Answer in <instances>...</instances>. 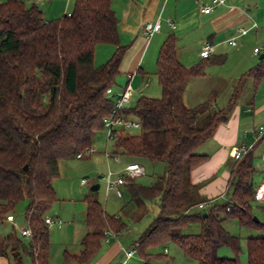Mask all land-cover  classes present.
<instances>
[{"label":"trees","instance_id":"16d2710c","mask_svg":"<svg viewBox=\"0 0 264 264\" xmlns=\"http://www.w3.org/2000/svg\"><path fill=\"white\" fill-rule=\"evenodd\" d=\"M117 26L112 0H75L70 15L50 21L36 5L0 1V221L12 216L15 205L26 199L24 225L31 231L27 240L10 233L2 241L16 264H22V254L29 257L28 264H48L49 228L44 219L58 200L53 181L59 164L92 147L113 106L106 90L115 85L129 48L119 43ZM98 44H111L114 50L105 62L95 65ZM177 51L176 38L170 34L156 57L160 96L142 95L127 106L124 112L139 121V132L120 129L112 139L110 154L160 161L165 166L150 185L136 183L135 178L125 184L137 205L158 199L157 213L133 242L134 250L143 264H150L153 251L169 243L196 264H241V237L227 231L222 221L232 218L241 227L264 232V220L254 221L252 210L257 186L253 158L262 140L256 139L241 158L230 161L224 202L198 194L190 172L207 159L199 148L227 121L239 94L234 87L221 107L215 104V92L186 106V84L203 77L208 66L223 64L226 57L211 54L185 66ZM263 76L264 59L239 80L250 77L256 86ZM83 200L88 230L78 254L63 252L65 263L90 262L104 232L117 234L126 226L105 211L97 191L89 188ZM202 202L204 208L190 211ZM195 222L200 224L199 233L181 231ZM222 247L232 255L220 256ZM245 252L246 264H264V235L245 237Z\"/></svg>","mask_w":264,"mask_h":264},{"label":"crops","instance_id":"0c3cea01","mask_svg":"<svg viewBox=\"0 0 264 264\" xmlns=\"http://www.w3.org/2000/svg\"><path fill=\"white\" fill-rule=\"evenodd\" d=\"M23 1L27 6L36 5L43 12L45 19L50 21L71 13L75 0ZM209 1L210 0H112V9L118 18L117 29L119 41L123 43L125 39L130 38V47L127 51L126 59L124 57L123 66L120 68L121 71H125L126 78L127 74L131 75L130 79H127L126 85L132 84L133 80L136 79V76L140 73L141 81H145L140 60L150 43V39L147 40L144 37L143 24L146 20L151 21L152 19H156V17L160 19L162 23V17L165 11V9H162L164 2H166L164 3L165 7L169 5V3L173 5L172 11L174 14L175 28L171 29L174 30L173 35L176 38V45L188 38V31L193 28L195 22H198L195 31L198 33L200 49L203 43L207 41L213 46L211 54H222V48L226 44H230L232 47L236 46L237 48V43L235 45L230 43L232 38L235 39V41L237 39H241L243 42L251 41L253 44L252 48L264 46V0H227L224 5L217 6L210 13L204 14L200 11V7L207 4ZM184 4L190 5L189 11L186 10ZM163 23L167 25L165 20ZM253 24H255L256 27H254ZM160 28L155 33H159ZM239 28L247 29V33L245 35H238ZM200 49L195 53V56L187 55L186 52H179L178 50V59L185 66H189V62L202 58L199 56ZM243 50L244 47H240L238 51H232V55L229 59L232 62L240 63L241 75L249 68L256 65L258 62L255 61V56H259L264 52L263 50L255 54L252 51L246 56L243 54ZM228 57L229 55L227 56V60ZM258 60H260L259 57ZM235 77L237 78V75H235L234 78ZM250 79L252 80V92L250 97L246 101H240V99H238L227 121L220 123L215 129L212 138L199 148L202 154L207 155V159L191 170L190 180L195 185L198 194L204 198L211 199L223 196L229 175L228 166L233 159L230 155L231 149L242 143L252 144L256 140L253 130L259 125L264 124V76L259 80L256 86H254L253 79ZM146 84H148V80H146ZM186 87H188V83ZM112 91L113 93H117L113 89ZM183 101L186 104L184 97ZM127 106L129 107L130 103H128ZM123 157L128 160V162L139 163L132 157ZM263 178L264 176H256L255 180L257 181V185ZM258 203L264 204L261 202ZM262 211H264V209ZM48 217L52 218L50 214H48ZM116 217L121 221L118 215H116ZM84 218L85 209L83 213L84 228L83 224H81L78 219H73L71 223L68 222L65 227L62 226L61 221L50 224H58L62 226V230L65 228H67V230L70 229L71 236L70 240L64 239L56 244V246H51L49 236L48 264H84L76 262L65 263L62 259L64 251L69 254H78L82 249L80 240L88 230ZM57 219L58 218H55V220ZM77 220L79 223H76ZM79 235L80 237L78 239L77 237ZM5 237L0 240L2 247L0 250V264H11L10 261L15 263L9 251L10 247L2 244ZM25 239L27 240V238ZM128 239L129 230L127 224L125 228L117 234L107 232L101 241L99 251L91 261L86 264H143V259L139 255H135L136 251L134 250L135 245H133V242L136 239H132L131 241ZM72 243L74 245H71ZM173 246L174 244L169 243L164 247L156 248L153 251L154 256L150 259V264H196L192 259L185 257L176 245L174 246L175 248H173ZM130 249H132L133 252L130 257L126 258L125 251ZM29 261V257L22 254V264H28Z\"/></svg>","mask_w":264,"mask_h":264},{"label":"rangeland","instance_id":"374dc122","mask_svg":"<svg viewBox=\"0 0 264 264\" xmlns=\"http://www.w3.org/2000/svg\"><path fill=\"white\" fill-rule=\"evenodd\" d=\"M166 3V2H164ZM163 3L162 9H165L162 20L167 18H173V5L169 3L165 7ZM186 10H190V5L184 4ZM156 19L146 20L154 23ZM145 21V22H146ZM162 21V23H163ZM175 21V20H174ZM161 23L159 33H155L149 40L142 58L140 60L141 68L143 69L145 81H141V73L136 76L130 87L134 90V94L130 101V106L134 105L135 101L142 95L159 97L160 88L158 85L157 77L155 75L156 69V57L159 47L163 40L170 34H173L174 30L167 25ZM198 26V22H195L193 28L188 31V38L184 39L180 44H177L179 52H186L187 55H194L200 49V43H198V33L195 31ZM188 29V28H187ZM160 41V42H159ZM237 39V48L229 45L223 46L222 54L225 55L226 60L223 64L210 65L205 69V75L191 79L188 82V87L184 89L183 97L186 101V106L192 107L200 102H203L210 93H216L215 104L221 107L225 104L229 98L232 89L237 87L240 101H246L252 92V80L249 77H244L241 82L238 77L241 75L240 63L230 61L232 51H238L240 47H244L243 54L248 56L253 51V44L251 41L243 42ZM122 45H129L130 38L125 39V42H120ZM261 47V46H258ZM129 49V48H128ZM127 49V51H128ZM114 50V46L111 44H98L94 51V64L99 65L105 62ZM126 51L124 57L126 59ZM228 60H227V56ZM197 57V56H196ZM259 56H255V61L258 60ZM130 59V57H129ZM128 59V60H129ZM201 58L189 62V66L197 63ZM190 61V60H189ZM124 58L121 63L123 66ZM120 67V68H121ZM121 71V70H120ZM237 75V78L234 76ZM148 80V84H146ZM127 82L126 73L124 70L116 77L115 85L112 87L114 91L121 92ZM148 85V86H147ZM131 133H138L139 129L130 131ZM247 139V138H246ZM245 139V140H246ZM92 148L94 152L85 154L88 158H74L71 160L61 161L59 164V175L54 179L53 186L57 195V201L53 203L52 207L48 211V214L52 216V219L58 218L62 222V226H66L68 222H72L73 219H78L83 224V213L85 209V202L83 200L86 193L93 182L99 184L97 190V198L103 205L105 211L109 214L118 215L121 221H124L129 230V239H136L138 235L148 226L153 217L156 215L158 206V199L155 198L151 201H147L145 205H137L134 200L131 199L126 186L120 187L122 196L118 197L114 191H107L103 176L112 171L114 173L121 172L124 167L130 163L124 159L121 154H117L118 160H115L111 155L112 151V140L107 139L105 130L98 131L94 137ZM263 145L261 144L254 151L253 164L255 167V173L253 179L257 182L256 176H264V159L262 157ZM144 167V174L135 177L136 183L141 185H150L156 179L158 175L164 171V163L160 161H150L147 159H135ZM85 179L86 184L82 185L80 181ZM134 179V178H133ZM226 200L224 196L220 197L218 202L222 203ZM264 203V202H261ZM27 205V200L22 199L16 205L11 213L14 221L1 220L0 221V240L10 233H14L17 236L23 238L19 231L24 228V210ZM253 216L259 220H264V204H260L257 201L252 204ZM198 207H193L190 211H197ZM126 213V214H125ZM223 217V214H220ZM260 217V218H259ZM76 223H79V221ZM222 225L227 231L233 235L241 237V253L239 256L240 263L246 264V252H245V237L247 236H261L264 232L258 231V229H251L241 227L235 219L228 218L222 221ZM60 225H49L50 229V243L51 246H56L60 241L64 239L70 240L71 230L65 228L62 230ZM185 234H195L200 231L199 223H189L182 230ZM128 232V231H127ZM254 233V234H253ZM81 235V234H80ZM80 235L77 237L79 239ZM25 240V238H23ZM71 245H74L73 243ZM175 246V245H174ZM173 246V248H175ZM58 247V245H57ZM2 249L0 244V250ZM8 249V248H6ZM53 250V248H52ZM9 255V254H8ZM138 256L137 253H135ZM220 256L230 257L232 252L227 247H222L219 251ZM10 256V255H9ZM11 264L13 261H10Z\"/></svg>","mask_w":264,"mask_h":264},{"label":"built area","instance_id":"2783aa9c","mask_svg":"<svg viewBox=\"0 0 264 264\" xmlns=\"http://www.w3.org/2000/svg\"><path fill=\"white\" fill-rule=\"evenodd\" d=\"M227 0H210L207 4H204L200 7V11L204 14L210 13L215 7L224 5ZM67 15H70L68 13ZM166 24L174 29L175 28V22L172 18H166L165 19ZM161 21L160 19H157L156 22L152 23L150 21H146L143 24V34L144 37L149 40L152 35L157 32L160 28ZM254 27H256L255 24H253ZM247 33V29L245 28H239L238 29V35H245ZM230 43L232 45L236 44L235 39H231ZM212 44L205 41L199 51L200 57H207L211 55L212 52ZM264 50V46L261 47H254L253 52L255 54H258ZM131 77L130 74H127V79L129 80ZM106 93L110 96H112L113 99V106L110 111V113L104 117L103 119V129L105 130L106 138L113 139L117 133L118 130L123 129L126 131H131L134 129L140 128V123L136 119H132L128 116H126L124 109L127 107V104L130 103L132 96L134 94V90L130 87L129 84H127L121 92L113 93L111 88H108L106 90ZM253 133L255 135V139H261L262 145L264 148V124L259 125L253 130ZM252 147V144H239L237 146H234L231 151L230 155L233 159H239L242 157L243 154H245L250 148ZM94 152V148L90 147L88 148L84 153H80L77 155V158H81L84 154H90ZM113 157L115 160H118L117 154H111L109 155ZM262 157L264 159V150L262 153ZM144 174V167L137 162H130L128 163L124 169L119 173H114L112 171H108L106 175L103 176V180L105 181L107 191H114L115 194L118 197L122 196V192L120 187L127 184L129 178H135L137 176H140ZM81 184H86L85 179H82L80 181ZM254 199L258 202H264V178L262 181L256 186L254 191ZM206 206V203H199L197 205L198 208H204ZM7 220L13 221L12 216H7ZM45 223L50 225L54 222H60V220H55L50 217H46L44 219ZM20 235L24 238L29 239L31 235V231L28 228H22L19 231ZM106 235L107 232H104ZM133 250H126L125 251V257L128 258L131 256Z\"/></svg>","mask_w":264,"mask_h":264},{"label":"water","instance_id":"95a60500","mask_svg":"<svg viewBox=\"0 0 264 264\" xmlns=\"http://www.w3.org/2000/svg\"><path fill=\"white\" fill-rule=\"evenodd\" d=\"M259 59L262 60L264 59V52H262L260 55H259ZM26 168V166H24V169ZM99 189V184L98 183H94L90 186V190L92 191H97ZM253 220L258 222L259 219L255 216H253Z\"/></svg>","mask_w":264,"mask_h":264}]
</instances>
